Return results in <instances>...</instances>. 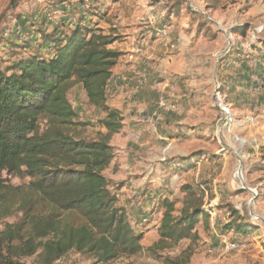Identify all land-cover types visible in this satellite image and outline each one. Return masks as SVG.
Segmentation results:
<instances>
[{
    "label": "rangeland",
    "instance_id": "rangeland-1",
    "mask_svg": "<svg viewBox=\"0 0 264 264\" xmlns=\"http://www.w3.org/2000/svg\"><path fill=\"white\" fill-rule=\"evenodd\" d=\"M58 1L23 0L15 9L12 0H0V39L3 41L0 57L4 68L32 53L46 54L41 35L58 26L73 29L75 26L69 24V19L82 22L81 25L96 33L111 35L118 44L125 42L124 32L130 31L135 37H150L151 42H157L159 58L172 68L174 77L170 78L171 84L164 96L160 93L156 107L160 114L158 120L163 121V110L176 113L181 109V112L167 122L165 134L169 141L161 145L159 156L153 161H133L135 168L128 173L125 168H117L121 160L117 156L115 166L106 171L110 179L120 184L117 208L125 212L135 233L142 235V252L99 263L88 252L72 251L54 264H166L168 260L180 264H264L261 220L264 195L260 193V198L252 204L253 195L242 189L243 181L238 173L242 159L247 188L258 194L263 192L264 69L252 65V72L248 66L250 78L237 89L231 79H234V70L241 68H228L239 63L242 56L264 60V0H119L115 4L105 0H65L63 4ZM28 41L33 47L19 48ZM254 75L261 80L262 90L253 87ZM112 86L119 87V78H110L107 89ZM169 90L173 93L166 97ZM138 91L137 87L132 94ZM85 95L80 83L74 84L67 93L78 113L76 134L85 140H94L105 131L101 124L105 113L91 105ZM166 100L171 107L165 104ZM228 113L231 115L226 119ZM143 122L155 125V117L150 116ZM44 126L42 121L41 127ZM164 147L166 154L162 156ZM196 153L199 159L191 170L177 172L166 165H173L181 158H192ZM29 181L7 172L0 177V184L14 187ZM186 185L195 190V199H200L202 208L210 212L208 226L221 240L217 247L203 244L208 241L204 224L194 230L197 233L194 240L176 236L160 241L159 228L165 213L163 201H173L175 216H179L183 206L192 199L183 190ZM231 208L239 214L233 217ZM20 217L16 213L2 220L0 230ZM245 221L254 225L258 233L244 235L230 230L223 234L221 231L227 224ZM73 222L79 221L73 218ZM223 240L238 247L226 249ZM23 262L41 264V258L36 255Z\"/></svg>",
    "mask_w": 264,
    "mask_h": 264
},
{
    "label": "trees",
    "instance_id": "trees-1",
    "mask_svg": "<svg viewBox=\"0 0 264 264\" xmlns=\"http://www.w3.org/2000/svg\"><path fill=\"white\" fill-rule=\"evenodd\" d=\"M22 1L12 0V6L16 9ZM41 39L46 54L32 53L7 68L0 57V177L7 172L30 179L16 187L0 184V223L21 214L0 230V264H25L24 259L36 255L41 264H54L72 251L88 252L99 263L136 256L142 252V235L117 208L120 184L106 174L116 160L112 138L125 127L122 113L107 105V87L121 56L110 48L115 40L85 24L58 26ZM76 83L83 85L88 102L105 113V132L97 139L76 134L78 113L67 97ZM197 159L196 153L166 165L184 172L194 168ZM183 190L192 199L179 216L173 201H163L160 241L176 236L194 240V230L204 224L208 241L203 244L217 247L221 240L208 226L210 212L195 199L191 186ZM230 211L233 217L239 214ZM230 230L244 235L258 231L248 221L221 228L223 234Z\"/></svg>",
    "mask_w": 264,
    "mask_h": 264
},
{
    "label": "crops",
    "instance_id": "crops-1",
    "mask_svg": "<svg viewBox=\"0 0 264 264\" xmlns=\"http://www.w3.org/2000/svg\"><path fill=\"white\" fill-rule=\"evenodd\" d=\"M124 35V43L118 44V42H115L110 46L112 50L124 54H121L116 67L113 69L112 76L119 78V87L112 86L107 89V105L119 110L124 117L125 127L119 134L113 136L111 145L115 150L116 157L118 156L121 158L120 165H117V168H125L129 171L128 173H130L135 168L132 167L131 162H151L153 158L159 156L161 145H164L165 141H169V137L166 135L168 130L167 122H169L171 118H176V114L180 113L181 109L176 113L163 110V121L154 128L150 127L155 126L153 123L146 124L143 122L150 116L155 117L157 120L159 119L158 115L160 114H158L159 111L156 109L158 100L162 95L164 96L165 89L168 84H171L170 78L174 76L172 75L170 64V67L166 65V63L163 64L165 61L159 58L160 53H158L159 49L157 48V42H151L150 37H135L130 31L124 32ZM240 60L239 63H233L228 67L233 70L234 68H241L235 69L236 71L234 70V79H231V81L236 83L237 89H239L238 85L244 81L246 82L250 78L251 74L248 72V66L252 69V72L254 71L253 66H258L259 70L264 69L263 60H259L257 56H242ZM254 62H257L256 65H254ZM144 65H146L145 72ZM155 79H160L163 82L157 84ZM252 80H259V77L254 75ZM137 87L139 89L138 94L133 95L132 91ZM161 92L162 94L160 96ZM171 93L173 92L169 90L166 93V97ZM167 105L168 107L172 106L169 104V101ZM175 107L176 109L177 107L180 108V106ZM152 113L155 114L149 115ZM228 115L230 117L231 114L228 113ZM101 132H105L104 129ZM171 143L169 144L171 145ZM165 150L164 147L162 156L166 154ZM129 152H131V155L128 154ZM260 193L264 195V190L263 192H259V198L261 195ZM260 200L261 199L257 202H260Z\"/></svg>",
    "mask_w": 264,
    "mask_h": 264
},
{
    "label": "built area",
    "instance_id": "built-area-1",
    "mask_svg": "<svg viewBox=\"0 0 264 264\" xmlns=\"http://www.w3.org/2000/svg\"><path fill=\"white\" fill-rule=\"evenodd\" d=\"M69 24H71L72 26H77V25H81L83 23L82 22H78L77 23L75 20L69 19ZM163 33L167 34V31L164 30ZM8 35H9V33H8ZM262 63H263V67H264V60H263ZM252 85H253V87H260L261 90L263 89V87H262V85L260 83V79L259 80H252ZM165 104H167V100H166V103ZM161 122H162V120L155 119V126H150V127H153L154 128V127H156ZM220 130H221V127H220ZM222 242L224 244H226V249H231V248H237L238 247V245L236 243L227 242V240H223Z\"/></svg>",
    "mask_w": 264,
    "mask_h": 264
},
{
    "label": "water",
    "instance_id": "water-1",
    "mask_svg": "<svg viewBox=\"0 0 264 264\" xmlns=\"http://www.w3.org/2000/svg\"><path fill=\"white\" fill-rule=\"evenodd\" d=\"M216 86L218 87L217 82H216ZM217 89H218V88H217ZM217 89H216V90H217ZM219 131H220V129H219ZM243 167H244V162H243L242 159H240L239 174H240L241 179H242V181H243V188H242V189L249 191V192L253 195V199H252V201H251V203L253 204V203L255 202V200L257 199V197H258V193H257L256 190H252V189H250V188H247V186H246V184H245V182H244V176L242 175ZM251 215L253 216L254 214L251 213ZM261 220H262L263 223H264V219H261Z\"/></svg>",
    "mask_w": 264,
    "mask_h": 264
},
{
    "label": "bare ground",
    "instance_id": "bare-ground-1",
    "mask_svg": "<svg viewBox=\"0 0 264 264\" xmlns=\"http://www.w3.org/2000/svg\"><path fill=\"white\" fill-rule=\"evenodd\" d=\"M224 111V110H223ZM229 118V115L227 114V117H226V119H228ZM149 122V121H148ZM151 122V121H150ZM155 123V122H154ZM238 173H239V168H238Z\"/></svg>",
    "mask_w": 264,
    "mask_h": 264
}]
</instances>
